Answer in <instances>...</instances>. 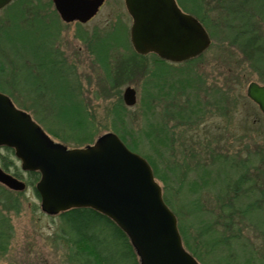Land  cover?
<instances>
[{
    "label": "rangeland",
    "instance_id": "374dc122",
    "mask_svg": "<svg viewBox=\"0 0 264 264\" xmlns=\"http://www.w3.org/2000/svg\"><path fill=\"white\" fill-rule=\"evenodd\" d=\"M124 1L107 0L94 19L76 25L64 23L51 0H13L0 11V92L69 149L114 133L112 116L121 100L131 134L126 137L133 136L154 161L156 180L187 228L199 262L264 264V115L246 94L250 82L264 83V68L252 67L255 53L238 38L246 31L247 38L257 34L264 39V0H232L231 6L228 0H178L205 21L211 45L193 62L164 61L161 68L152 53L140 59L134 55L133 21ZM19 32L25 44L16 38ZM45 53L63 63L61 74L69 79L84 130L62 119L64 102L50 84L56 81L34 67ZM159 68L164 73L156 76ZM128 87L137 93L134 106L123 99ZM77 132L85 139L81 144L74 140ZM147 132L154 143L146 139ZM0 154L7 152L0 149ZM199 166L209 170L206 185L197 179ZM22 173L20 180L27 183L29 175ZM3 188L9 190L0 184V192ZM10 191L19 198V210L7 214L12 226L0 264H79L78 247L66 242L59 215L41 211L35 189L27 185L22 192ZM253 204L250 214H241ZM209 229L213 236L207 237ZM214 238L220 242L217 250ZM108 247L114 261L124 259L121 244Z\"/></svg>",
    "mask_w": 264,
    "mask_h": 264
},
{
    "label": "water",
    "instance_id": "95a60500",
    "mask_svg": "<svg viewBox=\"0 0 264 264\" xmlns=\"http://www.w3.org/2000/svg\"><path fill=\"white\" fill-rule=\"evenodd\" d=\"M13 0H0V10ZM107 0H52L61 20L88 23ZM132 18L131 44L140 55L183 63L201 56L210 35L176 0H125ZM247 97L264 115V84L252 81ZM136 90L123 95L137 103ZM9 147L24 172H39L36 190L41 211L59 215L91 208L113 220L129 237L139 264H200L182 240L178 217L163 198L149 162L131 151L116 133L101 135L91 145L68 148L55 142L32 116L0 92V147ZM0 184L22 192L27 184L0 167Z\"/></svg>",
    "mask_w": 264,
    "mask_h": 264
},
{
    "label": "trees",
    "instance_id": "16d2710c",
    "mask_svg": "<svg viewBox=\"0 0 264 264\" xmlns=\"http://www.w3.org/2000/svg\"><path fill=\"white\" fill-rule=\"evenodd\" d=\"M228 4L230 6L233 5L232 0H228ZM236 9L239 10L238 8ZM239 16H243V13L240 14ZM244 17L246 18V16ZM201 21L206 26L205 21L204 20H201ZM117 32L118 31H116V33ZM20 33L21 32L15 33V34H16V38H18L21 41V38L19 37ZM239 33L240 34L238 38H240V40L242 39L241 41L242 43H245L244 44L245 46L243 48H246L247 50L252 49L255 53L254 57L251 59L252 67L258 70L263 69L264 68V52L262 53V51H264V39H261L260 37H258L259 35L257 34L252 35V38H247L246 31L245 32L240 31ZM115 40H116V44L117 43L120 44L118 37ZM237 40L239 41V39ZM21 42L22 44H25L26 41H21ZM40 55L41 54L39 53V57ZM134 55L138 57L139 59L146 57L143 55H136V53H134ZM39 57L38 59L35 60L34 67H37L40 71H43V74H42L43 76L44 75L48 76L49 78L56 81L50 84H52V86H55L57 93L60 95L62 101L64 102L63 105L62 104L60 105V107H62L61 108L62 109V113H61L62 119H64V121H66L67 124L72 125L71 127L73 129H76L78 127L77 129H79V131L84 130L86 128V122L84 118H81L83 115L81 112V109L79 108V106H76L71 101L73 100L74 96H73L72 89L70 88L69 83H68L69 79H67V77H64L61 74V71L63 70V67H62L63 63L60 62V64H57L58 62L55 60L53 61L52 59H50V57L48 58L46 53H45V57H43L44 58L43 60H46V61L41 60ZM196 59L190 60L187 63L193 62ZM156 62L158 63V66L160 65V68L162 66L166 67V62H164V60L159 59L158 57H156ZM106 73H107L108 79L111 80L112 76L109 75L110 72L107 70ZM161 73H164V72H161L160 70V73H158V75L156 76H159ZM163 81L165 82V80ZM148 98H150V93L148 94ZM145 105H147V108H149V103H146ZM125 109L126 107L123 106V102L120 100V105H118V109H117L118 111H116L114 113V116H112L115 119L113 131L120 138H122V141L127 145L126 147H128L131 151L143 156L149 162V164L151 165L150 167H152L153 169L154 177L156 178L158 175V171H157V167L155 166V163L152 160V158L149 155L148 156L144 155L140 151L139 143H137L134 140L133 136L130 137L131 142L126 137V135L130 133L128 130V126L125 123L124 118L122 116L125 114ZM192 111L194 110L192 109ZM77 133L78 135L75 137L74 140L78 144H81L85 141V139L84 140L80 139L81 136L79 138V132ZM152 134L153 133L151 132H147L145 136L148 141L150 142L152 141L154 143L155 140L153 141L154 136ZM90 139L92 140V138ZM161 142L163 141L161 140ZM5 151L7 152L6 155L0 154V158H1L0 164L2 165L3 169L8 172V174L11 173L15 177L21 179L23 176V173H22L23 171L19 168L17 163H15L16 162L14 160L15 155L13 153L14 150L11 148H8V149L5 148ZM199 168L200 169L197 171L199 172V174H197V179L199 183H201L202 185H206L205 177L206 175H208L207 173L209 170L208 168H203V167H202L203 169H201L200 166ZM200 170H202V172H200ZM26 173H28L29 175L27 185L32 186L36 191L35 193L38 194L36 190V182H38L40 179V173L39 172H30V173L26 172ZM193 186L198 187L199 184L196 183ZM3 189H4L3 191H7V192H3V191L0 192V251H4L6 249V244L4 240L5 235L8 233L7 231L10 230L12 226L7 214H9V212L11 213V211L19 210V205H18L19 198L11 197L13 192L11 191L9 192V190L5 188ZM166 196L167 194L163 195L164 201L166 202L168 207H170L172 206V202ZM236 196L238 195L236 194L234 196L235 200H237ZM253 207H254V204L253 206L251 207L249 206V208L245 209L246 211L245 210L241 211V214L242 215H246L247 213L250 214V210ZM59 217L62 222L61 224L62 232L65 234L66 242L68 244L78 247L77 252H75L76 253L75 257H76V260L79 261V264H125L127 262L128 264L130 263L139 264V261H138L139 259L137 257L136 251H134L135 249L132 246L129 240V237L120 229V227L113 220L103 215L102 213L95 211L91 208H76V209H71L69 211L59 214ZM178 226H179L178 228L182 236L181 238L183 240L185 248L194 256V258L197 259V256L195 255V251L192 250V248H190L191 246L189 245L190 240L189 238H187L188 237L187 228L182 223L180 218L178 219ZM203 229H206V227H204ZM206 232L207 234L209 233V236L207 237L213 236L212 234H210L211 233L210 229ZM114 241L117 244H121L125 249V256L123 260L118 258L117 260L114 261V257L108 254L110 251L109 250L110 247L108 246ZM211 243H213L214 245L213 247L216 248L217 250L218 249L217 246L220 245L219 244L220 242L218 241V239L214 238L213 242ZM214 251H211L210 253H213Z\"/></svg>",
    "mask_w": 264,
    "mask_h": 264
},
{
    "label": "flooded vegetation",
    "instance_id": "af4514ba",
    "mask_svg": "<svg viewBox=\"0 0 264 264\" xmlns=\"http://www.w3.org/2000/svg\"><path fill=\"white\" fill-rule=\"evenodd\" d=\"M51 3H52V5H53V2H52V0H51ZM105 3V2H104ZM176 3H177V6L179 7L178 9H180L181 10V12L182 13H184V14H188V15H191V16H193L194 18H196L203 26H204V24H203V22L200 20V19H198V17L197 16H195L193 13H191V12H189L188 11V9H187V7H186V5L185 4H182V3H180L178 0H176ZM187 4V3H186ZM10 5V4H9ZM104 6V5H103ZM102 6V7H103ZM7 7V6H6ZM6 7H4L3 9H5ZM53 7H54V5H53ZM101 7V8H102ZM101 8H100V10H101ZM3 9H1L0 11H2ZM54 10H55V7H54ZM100 10H99V12H100ZM56 11V10H55ZM57 12V11H56ZM98 12V13H99ZM59 15V14H58ZM98 15V14H97ZM96 15V16H97ZM95 16V17H96ZM60 17V16H59ZM94 17V18H95ZM93 18V19H94ZM61 19V18H60ZM91 21V20H90ZM89 21V22H90ZM76 25L78 24V25H83V24H81V23H79V22H74ZM70 24H72V23H70ZM86 24V23H85ZM205 27V26H204ZM153 55H156V54H154V53H152ZM157 56V55H156ZM193 60V59H192ZM186 62H188V61H186ZM170 63H173V62H170ZM183 63H185V62H183ZM174 64H178V63H174ZM5 94V93H4ZM8 96V95H7ZM5 148H7V147H0V149H4L5 150ZM9 148V147H8ZM7 148V149H8ZM14 153V155H15V151L13 152ZM2 167V166H1ZM3 168V167H2Z\"/></svg>",
    "mask_w": 264,
    "mask_h": 264
}]
</instances>
